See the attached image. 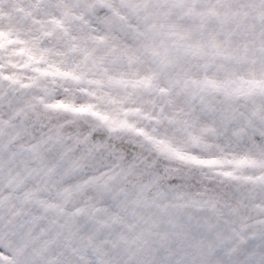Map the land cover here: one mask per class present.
<instances>
[{
	"label": "clouds",
	"instance_id": "obj_1",
	"mask_svg": "<svg viewBox=\"0 0 264 264\" xmlns=\"http://www.w3.org/2000/svg\"><path fill=\"white\" fill-rule=\"evenodd\" d=\"M0 264H264V0H0Z\"/></svg>",
	"mask_w": 264,
	"mask_h": 264
},
{
	"label": "snow or ice",
	"instance_id": "obj_2",
	"mask_svg": "<svg viewBox=\"0 0 264 264\" xmlns=\"http://www.w3.org/2000/svg\"><path fill=\"white\" fill-rule=\"evenodd\" d=\"M178 155H182V154L178 153ZM192 159H196V157H192ZM200 162H202V163H210V161H200Z\"/></svg>",
	"mask_w": 264,
	"mask_h": 264
}]
</instances>
